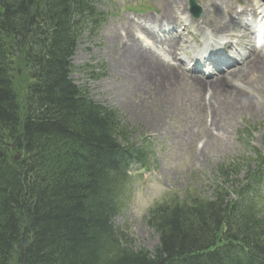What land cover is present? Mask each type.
Instances as JSON below:
<instances>
[{
	"label": "trees",
	"instance_id": "obj_1",
	"mask_svg": "<svg viewBox=\"0 0 264 264\" xmlns=\"http://www.w3.org/2000/svg\"><path fill=\"white\" fill-rule=\"evenodd\" d=\"M95 3L0 0V264H264V152L250 130L245 181L154 205L158 247L129 248L114 219L147 148L121 143L129 126L71 76L87 24L104 21Z\"/></svg>",
	"mask_w": 264,
	"mask_h": 264
},
{
	"label": "rangeland",
	"instance_id": "obj_2",
	"mask_svg": "<svg viewBox=\"0 0 264 264\" xmlns=\"http://www.w3.org/2000/svg\"><path fill=\"white\" fill-rule=\"evenodd\" d=\"M196 1L202 8L199 18L190 13L189 0H183L186 10L182 17L185 20L190 18L187 23L189 28L183 26L180 29L182 34L178 36L177 31H170L173 27L165 25L156 31L159 39H170L176 35L174 40L188 46L187 53L194 54L204 47L207 36H217L230 43L232 48L222 50L215 58H220V55H233L232 59L239 57L234 50L242 49L235 39L214 35L210 24V27L202 24L211 19L212 13H206L210 0ZM224 1L237 7L250 2ZM259 1L264 5L263 0ZM95 5L107 15V20L93 30L90 24L87 28V24L72 58L71 74L78 86L86 88L95 100L116 109L122 123L129 126L128 134L118 137L121 143L133 141L138 146L146 145L150 150L147 169L136 168L132 172V180L114 224L120 229L127 226L130 230L133 241L129 248L144 249L153 254L160 241L156 231L147 223L151 206L188 195L211 198L220 186L233 192L232 182L246 180L245 163L250 154L243 135L246 128H253L250 144L264 152V86L250 88L252 106L246 104L248 106L239 112L237 104H244V99L235 96L234 89H242L236 86L238 76L232 80L235 88L225 83L220 86L209 83L222 71L220 64L213 66L207 62L200 69L192 70L195 62L188 59V68L184 71L186 78L181 74L171 76L164 70L162 75L151 70L135 71V66L140 68L141 64L133 61L129 48L140 44L152 52L145 40L160 48L166 62L181 70L178 60L172 61L160 44H153L133 26L134 22L140 21L149 27L152 22L148 17L158 18L162 14L161 0H96ZM130 25L134 27L132 35H129ZM189 32L197 34L199 41L188 38L186 43L183 42L182 36H187ZM167 48L164 46V50ZM243 52L248 54V51ZM126 61L131 69L124 64ZM140 71L144 73L143 77ZM191 75L200 78L194 80ZM19 88L22 89L21 86ZM231 103L236 107L232 108ZM236 166L239 168L235 169ZM231 168L234 172L230 171L229 176L222 173ZM116 248H111L106 258L111 257Z\"/></svg>",
	"mask_w": 264,
	"mask_h": 264
},
{
	"label": "bare ground",
	"instance_id": "obj_3",
	"mask_svg": "<svg viewBox=\"0 0 264 264\" xmlns=\"http://www.w3.org/2000/svg\"><path fill=\"white\" fill-rule=\"evenodd\" d=\"M207 1L208 0H206V2ZM161 4L163 5L162 14L158 18H154L151 16L148 17L152 22L149 27H147L140 21L134 22L133 26L135 27V29H138L139 32L141 31V33H143L146 38L150 39L153 44H160L163 51L169 54V56L172 58V61L178 60L181 64L178 65V68L181 69V73L179 69L177 70L175 66L171 65L169 62H166V60L162 56H160V48L154 46V49L151 52V50L142 48L140 44H136V46L133 45L132 48H129L133 61L137 64H141L140 68L137 65V67L135 66V71L139 69L142 72H144L145 70H151L150 72H155L160 75L165 72L171 74V76H177L180 74L184 75V71H186L188 68V66L186 65L187 60L191 58H197L199 55L198 52L195 51V54L187 53L186 50L189 47L186 45L183 46L181 42L177 43L174 38L159 39L152 28V24L154 23V28H162L164 25L170 23L172 27L175 26L176 28L183 26L189 21L188 18L185 20L181 17L185 14L186 8L183 4V0H161ZM262 7L263 5H260V2L258 0H250V3H248L244 7L230 5L229 1L210 0V6L208 7L206 13H212L211 19L207 20V23L204 21L202 22V24H204L205 26L210 27L208 24L211 25L212 33L214 35L229 37L232 40L235 39L238 47H240L242 50L248 51L247 55H241L240 50L238 48H235V52L239 53L242 56L240 63H236L234 66L221 71L220 73H218V76L212 77V80L209 82L211 83V86H220L221 84L225 83L227 86L229 84L230 88H235L232 80L235 78V76H238V78L235 79L237 83L236 86H240L242 87V89H234L235 96L238 97L239 95L241 96V100L244 99V104H237L240 106V108H238L239 112H241L242 108L248 106L246 104H250L252 106V103L249 101V95L251 93L250 88L256 89L259 87V85L264 86V51L262 50L264 49V45L261 44L260 49V46L256 42L259 35H262V37L264 38V30L261 33H258L256 30L252 32L250 30V28L252 27V21L251 23H249L250 17L252 19H256L258 16H263L264 9L260 11ZM217 16L218 18H216L215 20L214 18ZM263 20L264 16L262 17V21ZM190 24H192V22ZM133 26H129V35H132L134 31ZM197 26L199 27L200 24H198ZM187 28H189L188 25L186 26V29ZM188 38L197 41V37L190 32L187 36H182V41L187 42ZM208 39H210V41L213 43L209 46H204L205 55H207V53L213 54L211 50L217 49L218 46L228 47L229 49L232 48L230 43H222L220 42V39L216 37L209 36ZM145 42L147 43V45H151L147 40H145ZM164 46L168 48L164 50ZM229 60L230 59L227 57H223L221 59L218 58L216 59L215 63H212V65L215 66L216 64H222L228 62ZM203 62H213V59L211 56H206L204 57ZM124 64L127 65L129 69L132 68L127 61ZM200 66H204V64L200 65V63H197L192 70L200 69ZM250 70H252L251 73ZM141 71L139 74L143 77L144 73H142ZM191 77L194 80L200 78L198 75H191ZM231 104L233 105L232 108L236 107V104Z\"/></svg>",
	"mask_w": 264,
	"mask_h": 264
},
{
	"label": "water",
	"instance_id": "obj_4",
	"mask_svg": "<svg viewBox=\"0 0 264 264\" xmlns=\"http://www.w3.org/2000/svg\"><path fill=\"white\" fill-rule=\"evenodd\" d=\"M191 5H192V8H194V7H195V3H194L193 1H192Z\"/></svg>",
	"mask_w": 264,
	"mask_h": 264
}]
</instances>
